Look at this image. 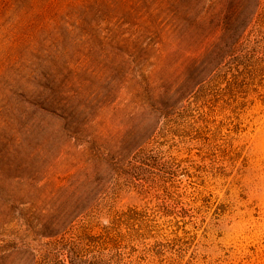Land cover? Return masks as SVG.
<instances>
[{
    "label": "trees",
    "instance_id": "1",
    "mask_svg": "<svg viewBox=\"0 0 264 264\" xmlns=\"http://www.w3.org/2000/svg\"><path fill=\"white\" fill-rule=\"evenodd\" d=\"M260 8L256 0L249 17L238 0H0V127L8 129L0 135V181L14 171L17 183L28 181L35 191L52 185L48 213L18 216L34 233L53 238L45 253L32 254V264H108L106 250L125 241L141 245L152 264H174L166 255L181 238L153 240L158 233L147 210L117 212L101 231L92 230V213L86 212L99 209L107 174L127 173L143 191H159L164 175H152V168L171 172L178 159H165L143 137L104 132V115L116 109L123 89L128 105L145 118L184 119L204 106L209 110L199 120L209 122L206 115L221 112L204 147L213 155L216 149L232 153L235 162L243 150L232 143V134L243 130L240 117L264 102ZM31 144L33 158L24 155ZM55 146L60 149L53 156ZM64 161L69 167L60 170ZM141 172L151 173L144 179ZM56 177L65 182L57 184ZM84 187L93 198L83 196ZM166 196V213L196 209L180 196ZM21 203L27 202L0 200V209ZM12 214L0 213V228ZM35 215L44 221L38 230L29 219ZM7 258L0 254V264Z\"/></svg>",
    "mask_w": 264,
    "mask_h": 264
},
{
    "label": "rangeland",
    "instance_id": "2",
    "mask_svg": "<svg viewBox=\"0 0 264 264\" xmlns=\"http://www.w3.org/2000/svg\"><path fill=\"white\" fill-rule=\"evenodd\" d=\"M260 1L261 10L264 8V0ZM238 2L251 17L256 0ZM257 18L256 15L252 23L257 22ZM189 55L190 52L187 53ZM126 96L129 95L123 89L121 97L113 105L116 109L110 108L104 115V132L143 137L165 159L178 158L177 163H172L171 172L161 173L158 168H152V175H164L159 191H143L136 184L139 180H132L127 173L107 174L109 188L100 196L99 209L86 212L92 213V230L101 231L103 226L110 224L117 212L137 207L149 213L148 220L158 233L153 240L181 238L176 240L166 255L173 258L174 264H264V102H257L241 115L239 121L243 130L240 134H232V143L243 147V150L240 158L231 162L232 153L225 154L216 149L213 155L207 153L204 147L208 141L206 136H211L220 125L221 112L206 115L209 122L199 120L203 110H209L204 106L197 107L192 111L194 115L184 119L176 116L161 120L156 117L145 118L140 115V108L128 105L129 98L125 99ZM195 120L199 122L195 123ZM191 123L194 127L192 129L189 128ZM2 126L0 135L8 131ZM200 126L204 129L197 131ZM233 126H222L223 132L220 134H225ZM219 141L224 143L225 139ZM79 148L82 149L83 145L76 149ZM4 149L5 146L0 143V151ZM59 149L58 146L52 149L53 156L58 154ZM191 150L192 154H189ZM24 152V155L29 154L31 158L37 153L33 144L26 146ZM64 152L57 159L59 162L64 160ZM63 163L60 170L69 167L65 161ZM148 174L141 172V177L147 179ZM14 175V171L7 172L0 181V200L17 199L27 203L15 205L16 209H0V213H13L9 223L0 228V236L4 239L0 254L8 257L4 264H32V254L45 253L44 245L53 238L34 233L18 216L19 213H48L51 203L46 205L45 200L53 197V194H49L52 185L45 191H35L28 181L17 183L18 179H14ZM47 181L45 178L38 186H43ZM55 182L60 185L65 181H59L56 177ZM73 190L74 187L69 194ZM81 190L84 197H94L90 189L84 187ZM166 193L180 196L196 209L191 213H166ZM217 204H223L225 210L219 209L222 212L216 213ZM91 218L82 221L87 222ZM29 219L35 230L40 229L44 223L39 215ZM142 248L139 244L125 241L116 250H106V260L108 264H152Z\"/></svg>",
    "mask_w": 264,
    "mask_h": 264
}]
</instances>
